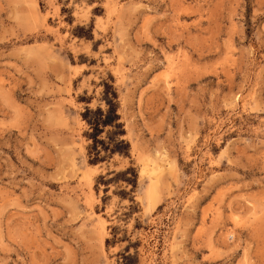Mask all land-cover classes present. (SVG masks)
I'll return each instance as SVG.
<instances>
[{
    "label": "rangeland",
    "instance_id": "374dc122",
    "mask_svg": "<svg viewBox=\"0 0 264 264\" xmlns=\"http://www.w3.org/2000/svg\"><path fill=\"white\" fill-rule=\"evenodd\" d=\"M0 264H264V0H0Z\"/></svg>",
    "mask_w": 264,
    "mask_h": 264
},
{
    "label": "trees",
    "instance_id": "16d2710c",
    "mask_svg": "<svg viewBox=\"0 0 264 264\" xmlns=\"http://www.w3.org/2000/svg\"><path fill=\"white\" fill-rule=\"evenodd\" d=\"M83 26H77L76 30L83 29ZM77 34V33H76ZM77 35H83L78 33ZM112 83L102 82L100 101L104 106L95 107L85 106L81 112V118L86 122L88 131L84 132L91 142L87 145L88 151L94 156L91 162L101 161L112 157L114 154L129 156L130 144L123 137L125 134L124 124L120 120L118 112L119 99L117 87L113 84V78L109 75ZM132 168L123 171H112L114 175L121 176L128 181L124 174Z\"/></svg>",
    "mask_w": 264,
    "mask_h": 264
},
{
    "label": "bare ground",
    "instance_id": "6f19581e",
    "mask_svg": "<svg viewBox=\"0 0 264 264\" xmlns=\"http://www.w3.org/2000/svg\"><path fill=\"white\" fill-rule=\"evenodd\" d=\"M156 160V159H155ZM155 162V161H154ZM152 171H154V170H152ZM159 171V170H158ZM151 185H153V184H151ZM152 188V187H151ZM152 190V189H151ZM151 190H149V192H148V198L151 196ZM154 194V193H153Z\"/></svg>",
    "mask_w": 264,
    "mask_h": 264
}]
</instances>
